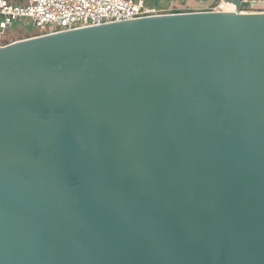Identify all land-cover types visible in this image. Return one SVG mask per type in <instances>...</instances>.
Masks as SVG:
<instances>
[{"label":"water","instance_id":"obj_1","mask_svg":"<svg viewBox=\"0 0 264 264\" xmlns=\"http://www.w3.org/2000/svg\"><path fill=\"white\" fill-rule=\"evenodd\" d=\"M226 1L0 46V264H264V13Z\"/></svg>","mask_w":264,"mask_h":264},{"label":"built area","instance_id":"obj_2","mask_svg":"<svg viewBox=\"0 0 264 264\" xmlns=\"http://www.w3.org/2000/svg\"><path fill=\"white\" fill-rule=\"evenodd\" d=\"M212 1L200 11L220 10L221 0L214 7L210 6ZM249 2L250 7L264 8V0ZM166 13L177 12L167 11L159 4H147L145 0H26L22 3L0 0V46L19 39L13 38L12 31L19 23L32 28L29 38Z\"/></svg>","mask_w":264,"mask_h":264},{"label":"rangeland","instance_id":"obj_3","mask_svg":"<svg viewBox=\"0 0 264 264\" xmlns=\"http://www.w3.org/2000/svg\"><path fill=\"white\" fill-rule=\"evenodd\" d=\"M11 1L18 2V3L26 2V0H11ZM145 1L147 2V4H155V2L156 3L160 2L161 3V8H166L167 11L170 10L171 12L174 10L171 6L168 5L171 2V0H167V1H163V0H145ZM181 1L183 2V0H181ZM193 1H195V0H193ZM208 1H210V0H208ZM218 3H220L219 0H213L210 6L214 7ZM155 5H157V4H155ZM221 5H222V2H221ZM182 10H186V8H182ZM196 11H200V10H196ZM210 11H213V10H210ZM244 11H246L248 13L249 12H252V13L253 12H255V13H258V12L261 13L262 12V13H264V8H258L257 6H255V7L248 6V7H245ZM16 27H17V29H20V30H23V31L25 30L26 33H24V34H16V35H14L13 38H16V39L17 38L22 39L23 37L28 38V35L31 34L30 31H32V28L25 26L23 23L15 24L13 26V28H16Z\"/></svg>","mask_w":264,"mask_h":264},{"label":"crops","instance_id":"obj_4","mask_svg":"<svg viewBox=\"0 0 264 264\" xmlns=\"http://www.w3.org/2000/svg\"><path fill=\"white\" fill-rule=\"evenodd\" d=\"M163 1H167V0H163ZM180 1V2H179ZM209 1H204V0H183V2L181 0H171V2L168 4L169 6H171L174 10L173 12H194L196 10H203L205 8H207ZM155 4H159L161 5L160 2ZM154 4V5H155ZM180 5V6H179ZM182 8H186V10H182ZM14 35L16 34H24L26 33V31L24 30H20L16 28L12 29Z\"/></svg>","mask_w":264,"mask_h":264},{"label":"bare ground","instance_id":"obj_5","mask_svg":"<svg viewBox=\"0 0 264 264\" xmlns=\"http://www.w3.org/2000/svg\"><path fill=\"white\" fill-rule=\"evenodd\" d=\"M220 2H222V5H221L222 7L218 11H222V12H234L235 11L236 6L233 2H228L226 0H221ZM254 4H261V3H254ZM242 12L248 13L244 10ZM249 13H252V12H249ZM253 13H255V12H253Z\"/></svg>","mask_w":264,"mask_h":264}]
</instances>
